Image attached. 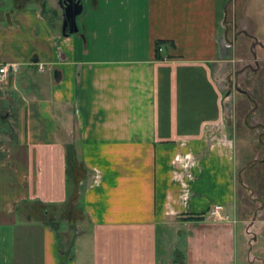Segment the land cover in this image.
I'll list each match as a JSON object with an SVG mask.
<instances>
[{"label":"crops","instance_id":"crops-1","mask_svg":"<svg viewBox=\"0 0 264 264\" xmlns=\"http://www.w3.org/2000/svg\"><path fill=\"white\" fill-rule=\"evenodd\" d=\"M226 2L79 0L70 31L63 0H0V64H17L0 80V236L24 225L39 240L18 264H59L39 210L69 203L74 139L87 227L66 264H239L236 141L217 74L232 58ZM214 203L227 218L208 214Z\"/></svg>","mask_w":264,"mask_h":264},{"label":"rangeland","instance_id":"rangeland-1","mask_svg":"<svg viewBox=\"0 0 264 264\" xmlns=\"http://www.w3.org/2000/svg\"><path fill=\"white\" fill-rule=\"evenodd\" d=\"M221 32L223 40L230 44L232 58L221 64L217 74L223 91L229 90L225 104L229 107L228 128L236 141V211L245 219L246 229L236 242L237 261L264 264V220L255 216L260 203H264V0H227ZM253 107L256 110L251 112ZM260 121L263 125H256ZM78 195L71 196L69 205L62 202L52 205L49 212L39 210V217L54 227L58 245H71L73 251L78 242L75 237L87 227ZM23 229L24 225L4 229L0 236V264L22 261L23 245L29 244ZM34 240L39 242L33 237L29 245L32 253H37Z\"/></svg>","mask_w":264,"mask_h":264},{"label":"trees","instance_id":"trees-1","mask_svg":"<svg viewBox=\"0 0 264 264\" xmlns=\"http://www.w3.org/2000/svg\"><path fill=\"white\" fill-rule=\"evenodd\" d=\"M33 1H38V0H33ZM46 17L48 20L49 18L51 19V16L49 17L46 16ZM64 146H65V162H66L65 174L71 185L69 189V195L75 196V194L78 195V193L80 195L83 190V179L85 177L84 176L85 169L83 168L82 160L80 158L79 141L77 139L67 141L64 143ZM57 257H58L59 264H66L68 259L72 257L71 248L70 247H60L58 245L57 246Z\"/></svg>","mask_w":264,"mask_h":264},{"label":"built area","instance_id":"built-area-1","mask_svg":"<svg viewBox=\"0 0 264 264\" xmlns=\"http://www.w3.org/2000/svg\"><path fill=\"white\" fill-rule=\"evenodd\" d=\"M159 49H161V47H159ZM16 68H17V64L15 62L0 64V80L8 77L10 71L16 70ZM221 208L222 206L220 203H214L209 208L208 214L215 219H225L227 218V214L222 213Z\"/></svg>","mask_w":264,"mask_h":264},{"label":"water","instance_id":"water-1","mask_svg":"<svg viewBox=\"0 0 264 264\" xmlns=\"http://www.w3.org/2000/svg\"><path fill=\"white\" fill-rule=\"evenodd\" d=\"M63 6H64V14H65V24L68 25L70 31L72 29H76L75 15H77V13H79L81 10V5L79 3V0H63ZM259 43L262 44L260 40ZM237 89L241 90L240 88Z\"/></svg>","mask_w":264,"mask_h":264}]
</instances>
